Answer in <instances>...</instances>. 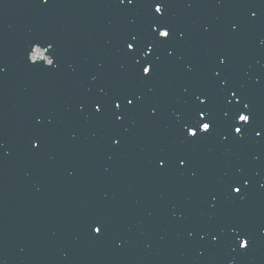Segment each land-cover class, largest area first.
<instances>
[{
  "label": "water",
  "instance_id": "1",
  "mask_svg": "<svg viewBox=\"0 0 264 264\" xmlns=\"http://www.w3.org/2000/svg\"><path fill=\"white\" fill-rule=\"evenodd\" d=\"M165 24L167 42L152 32ZM0 68V264H264V0H0ZM201 93L215 126L191 140ZM47 197L43 212L29 202Z\"/></svg>",
  "mask_w": 264,
  "mask_h": 264
},
{
  "label": "snow or ice",
  "instance_id": "2",
  "mask_svg": "<svg viewBox=\"0 0 264 264\" xmlns=\"http://www.w3.org/2000/svg\"><path fill=\"white\" fill-rule=\"evenodd\" d=\"M48 0H43V3H47ZM127 2L128 5H132L135 3V0H120L121 4H124ZM164 8L165 4L163 2H157L154 4V13L163 16L164 15ZM257 14L255 12L252 13V16L255 17ZM237 26L233 25V29H235ZM152 32L156 34L157 39L167 42L168 40L173 38V32L171 28L168 25H153L152 26ZM47 51L54 49V45L49 42L47 47L45 48ZM138 50V37L132 36L131 37V42L126 43V51L130 54L136 53ZM155 50V44L152 41H148L143 49V55L145 57L151 55ZM28 59L35 63V57H30L28 56ZM133 62L139 64L140 61L136 60L135 55L132 56ZM220 63L223 65L226 63V58L221 59ZM48 66H52L54 64V60L50 59L46 63ZM155 70V62H147L142 66L141 69V76L144 78H151L153 75V71ZM0 71H3L2 68H0ZM215 76L219 78L221 76L220 72H215ZM220 83L223 85L226 83V81L221 80ZM231 96L233 98H236V103L240 104L241 99L239 96V91L238 90H232L231 91ZM126 101V104L129 108H132L135 106V102L138 99V97L133 96L132 98L124 97L123 98ZM196 100L198 101V105L194 107L191 116L188 120H186L182 128L186 130V137L191 139V140H196L198 137L205 136L209 133H211L214 129L215 126V121L212 118L211 114L209 113L207 107L205 106L208 102L207 97L204 96L203 93L200 95L196 96ZM113 105L116 110H121L124 105L121 103V97L116 96L113 99ZM250 108V105L246 102L243 103V111L239 112V115L236 117V124L232 126V132L233 134L237 135L240 139H243L244 137V130L247 125H250L252 122V117L250 112L247 110ZM95 111L97 113H101L103 111L102 106L98 103L95 106ZM115 119L117 122H122L124 120V115L121 114L119 111H117L115 114ZM152 115H156L155 109L152 110ZM239 125V126H237ZM262 135L261 131L256 132V136L260 137ZM224 139H228L227 136H224ZM115 144H119V140H114ZM34 147H38V143H34ZM160 167L166 166L167 161L164 158H161L160 161L158 162ZM187 161L184 158H179V164L181 166L186 165ZM250 180L247 178H241L238 181H235L233 184L229 185L230 191L237 195L240 196L242 193L243 189L248 187L250 185ZM239 185V186H238ZM213 199H216V197H213ZM104 230L103 224H98L95 226H92V231L96 235H100ZM238 246L241 250H247V248L250 246L251 241L246 237V236H240L238 235ZM218 237L216 235L212 236V240L215 241L217 240Z\"/></svg>",
  "mask_w": 264,
  "mask_h": 264
}]
</instances>
